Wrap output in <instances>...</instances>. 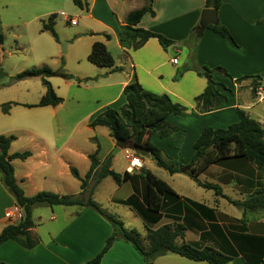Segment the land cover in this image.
Returning a JSON list of instances; mask_svg holds the SVG:
<instances>
[{
  "label": "crops",
  "instance_id": "obj_1",
  "mask_svg": "<svg viewBox=\"0 0 264 264\" xmlns=\"http://www.w3.org/2000/svg\"><path fill=\"white\" fill-rule=\"evenodd\" d=\"M139 1L140 3L135 4L134 0H102V9H106L107 16L101 14L96 18L94 13L97 0H91V2L82 0L87 6L80 10H84L87 14L85 17L101 27V32L89 31L88 35L93 37V40L88 47L95 42L103 43L113 59L114 67L121 68L120 71L113 72L109 68H99L91 64L97 71L90 75L91 78L83 79L91 80L88 83L89 88L96 91L95 100L100 104L88 112L84 118L82 133L75 130L67 137L60 133L62 122L57 112L61 103L56 106L34 107L38 102L18 100L19 98H12L10 95L5 98L3 90L21 81L14 79V76L21 72L6 73L3 67L4 62L12 58L14 53L5 50L3 40L0 46V135L15 137L8 149L9 155L30 152L27 159L23 161L15 159L11 162L16 182L27 197H32L39 192L57 195H76L81 192L80 182L78 181L79 184L76 186L68 179L71 176L70 169H76L78 175L83 178L90 167L89 155L94 154L98 149L97 158L101 163L111 150L116 148L114 140L109 137V132L99 131L103 127L91 128L88 125L104 109L108 107L118 109L124 105L122 90L135 81L145 91L156 95H167L172 102L186 108L182 115H169L166 119L170 127L178 128L185 133L179 148L170 146V138H160L157 134L150 135V143L161 150V156L165 161L174 160L178 165L188 164L194 155L193 144L201 131L206 127L226 128L237 122L236 109L244 111L264 129V87L262 86L264 23H259L264 17V0H222L220 8L216 11L217 24L229 31L235 46L207 27L200 26L201 13L206 9L205 0H151L154 15H144L137 27L160 34L172 44L163 49L157 39L151 38L135 51L124 50L118 44V28L129 12L140 9L146 3V0ZM8 4L7 0H0V34L3 27H8L10 23L6 22L4 17ZM50 13L52 12L32 14L29 21L39 20L40 32L44 33L42 24L46 22ZM196 27L200 29L192 31ZM104 35H108L109 40L103 39ZM102 39L105 42H102ZM109 45H112L115 50L113 54ZM88 49L91 51V48ZM173 58L177 59L176 65L170 62ZM217 67L231 77L233 81L231 83L228 80L215 79L232 91L233 98L227 105L217 110L200 112L195 109L194 98L203 92L206 79L199 76L196 71L201 68ZM182 70L184 71L180 78L174 81L176 73ZM5 76L9 78L8 81H4ZM242 77H259V80L253 81L248 78L241 82H234ZM44 93L43 87L39 96L42 97ZM27 94V92L23 93L22 99L27 98ZM6 102L16 105L4 114L1 106ZM29 110H36V114L40 115L34 117ZM90 132L95 135L93 141L98 145L88 144L91 139ZM98 138L108 143L109 150L104 153L99 151ZM21 140L25 141L24 147L22 145L23 148H14L15 144ZM120 152L127 166L126 150ZM115 160L114 155L111 162L112 170ZM150 162L154 161L150 159ZM142 163L143 168L146 169L144 162ZM79 164L82 165L83 170H78ZM126 166L123 172L126 171ZM139 172L140 170L134 171L130 174L131 179L119 186L114 183L117 190L129 186L130 191L127 197L111 198V202L124 201L132 195H136L142 202L144 183L139 177ZM168 176L171 182H174L176 178L183 175L168 173ZM106 179L109 177L102 179L99 183ZM197 179L201 183L217 185L224 197L214 196L211 202L209 195L207 199L201 198L203 196L198 197L200 193L196 189L190 191L179 188L181 190H178L172 183L162 180L178 198H164L158 222L154 225L143 222L146 226H150L146 230L178 224L184 227L185 231L183 239L177 241V244L185 243L197 249L211 248L229 255L231 260L226 264H248L251 261L248 253L253 252V248L241 247L236 240L247 239L250 242L253 238L256 239L255 242L262 241L264 211L243 212L241 210V213H238L234 210L236 207L226 198L232 201H243L257 191H264V168H258L243 158H228L210 165ZM232 180L234 183H231ZM187 182L190 183V181ZM15 207L14 199L6 192L0 181V233L6 226L19 222L15 215L13 219L6 217V213L14 212ZM38 208L32 210L34 228L31 230V234L38 239L37 245L27 250L13 241H6L0 245V262L5 264H85L101 251L106 239L114 232L113 227L104 218L88 208L79 206ZM226 213L231 214V217ZM259 214L261 221L247 228L248 218L259 217ZM49 220L52 223L51 226L47 223ZM42 225H45L44 233L39 227ZM241 229L246 231L243 232ZM242 233H245V236ZM234 235H240L241 238L234 239ZM169 255L193 264H207L189 261L175 254H166L161 257L166 258ZM256 257L249 264H258ZM172 262L181 264L180 260ZM100 264H145V262L130 244L116 240L104 254Z\"/></svg>",
  "mask_w": 264,
  "mask_h": 264
},
{
  "label": "trees",
  "instance_id": "obj_2",
  "mask_svg": "<svg viewBox=\"0 0 264 264\" xmlns=\"http://www.w3.org/2000/svg\"><path fill=\"white\" fill-rule=\"evenodd\" d=\"M79 9H85L86 4L82 0H71ZM222 0H205L206 9L218 10ZM153 16L151 0L140 9L129 12L122 25L118 28V44L124 50H137L149 39H157L160 46L165 49L172 44L160 34L137 27L144 15ZM55 15L48 16L42 24V31L48 32L55 41H58L54 31ZM264 23V17L259 21ZM212 32L227 40L235 46L229 31L220 24L207 27ZM199 30L200 27L192 31ZM109 40L108 35H104ZM3 36L0 34V46L3 44ZM86 60L99 68H109L113 72L121 68L114 67L111 55L101 42H95ZM184 70L178 71L173 80L177 81ZM197 74L206 79V87L203 92L194 98L195 109L200 112L217 110L227 105L233 98L232 91L215 78L233 82L226 72L217 67L214 69L201 68ZM69 76L62 69L52 70L43 66L37 69L25 70L16 76L15 80L27 78H40L45 89L44 95L34 107L56 106L62 102L57 97L48 78ZM248 78L242 77L234 82H241ZM125 100L121 107H108L96 115L89 123V127H103L109 132V137L115 142L116 148L131 152L134 156L143 160L145 155L153 160L157 167L164 169L170 175L183 174L193 180L199 187L211 190L215 196L224 197L220 187L209 183H201L197 177L210 165L228 158H243L258 168H264V129L244 111L236 109L237 122L226 128H204L193 144L194 155L186 165H178L176 161H165L161 156V150L150 143V135L157 134L160 138H170V146L179 148L185 135L184 131L170 127L166 123L169 115H182L186 108L174 103L167 95H156L145 91L137 81L126 85L122 90ZM15 103H5L1 106L4 114L8 113ZM15 140L14 136L0 135V181L8 194L14 199L15 206L22 212V218L15 225L6 226L0 233V245L6 241H13L22 248L30 250L34 248L38 239L31 234L34 228L32 210L36 206H79L91 209L98 213L114 229L113 234L106 239L101 251L85 264H100L102 257L116 240H122L130 244L142 257L145 264H152L153 260L166 254H175L193 262H206L207 264H226L231 260L229 255H224L211 248L197 249L188 244H177L184 237V227L178 224L164 225L156 230H147L143 239L135 230L124 228L123 223L114 216L106 213L91 198L93 188L104 178H111L116 185H121L131 179L126 171L118 174L111 169L113 154L110 153L103 162L97 158L98 149L88 156L90 167L81 178L76 169L71 168V175L80 182L81 192L76 195H57L50 192H39L32 197H27L22 188L16 182L12 160L23 161L30 156V152H22L14 155L8 154L10 144ZM139 177L143 180L144 189L142 202L136 195L130 196L120 204L129 206L138 214L147 225H154L159 220V213L164 198H178L175 192L162 180L154 176L150 171L142 168ZM93 181L91 188L90 182ZM226 198V197H225ZM234 207L243 212L264 211V191L255 192L243 201H232L226 198ZM144 241L146 244H144ZM0 264H5L0 262ZM264 264V263H262Z\"/></svg>",
  "mask_w": 264,
  "mask_h": 264
},
{
  "label": "rangeland",
  "instance_id": "obj_3",
  "mask_svg": "<svg viewBox=\"0 0 264 264\" xmlns=\"http://www.w3.org/2000/svg\"><path fill=\"white\" fill-rule=\"evenodd\" d=\"M9 2L8 9L5 11L4 17L6 22H10L8 27H3L1 31V35L4 39V48L8 50V52H13L14 55L12 58L5 60L3 66L6 70V73L9 71L11 74L19 73L25 70H31L34 68H38L41 66H46L52 70L62 69L69 76L68 79H63L61 77H52L48 79L52 89L56 93L57 97L62 99L60 104V108L58 109L57 115L61 119L62 129L60 131L61 134H64L67 137L69 134L74 132L82 133L84 124V118L93 110L98 104L95 100V90H91L88 83L91 81L90 79L83 78H91L90 75L93 72L97 71V69L92 66L86 60L87 55H89L91 47L89 43L92 42L93 37L89 36V31L93 32H101V27L97 25L92 20H89L85 16L87 15L84 10H80L76 7L71 0H7ZM91 2V0H89ZM134 3H140L139 0H134ZM40 6V7H39ZM49 6V9L47 7ZM33 7V10H31ZM103 3L102 0H97L96 9L94 16L97 18L98 15L103 14L107 16L106 9H102ZM2 10V9H1ZM2 12V11H1ZM44 12H52L51 14L55 15V32L58 38V41H55L52 36L47 33H41L40 28L41 24L39 20H35L30 22V16L32 14L44 13ZM60 13L65 14L67 17L77 18L78 23L76 26H70L64 18L60 16ZM3 14V12H2ZM27 22V24H26ZM100 36H98L99 38ZM103 39H105L103 37ZM102 39V40H103ZM102 42H105L103 40ZM66 43V53L62 54V44ZM112 45H109V49L112 52H115L114 48L112 49ZM9 78L5 76L4 81H8ZM11 86V84L9 85ZM262 86L264 87V80L262 81ZM43 90V86L41 84V79L39 78H30L27 80H21L11 88L3 90L6 96L10 95L12 98H19L18 100H26V102H38L39 94ZM27 92V98L22 99V94ZM7 93V94H6ZM19 95V97H16ZM7 103V102H6ZM9 103V102H8ZM5 104V103H4ZM117 108V107H114ZM32 116L37 117L40 114H36V110H29ZM30 119V118H29ZM99 131L101 133H108L107 129L100 128ZM90 142L89 145H94L96 142L93 141L92 132H90ZM100 146L99 151L101 153L109 150L108 143L99 139ZM183 141V139H182ZM25 145V141H19L15 144L14 148H23ZM98 145V144H96ZM120 148H114L110 153L113 156H116V160L113 162V170L119 174L123 173L125 169L126 163L124 160V156L122 152H120ZM150 157L145 155L143 157L142 162L146 166V169L150 170L154 176L159 178L160 180H165L172 183L175 188L178 190H193L196 189L200 194L197 196H203L201 198H206L208 195L210 196L211 202L212 197L215 196L214 192H207V190H203L200 188L193 180L183 175L175 179L174 182H171L168 173L163 169L158 168L154 162H150ZM83 170L81 164H79V169ZM70 183L74 185H78L79 182L72 175L68 177ZM203 180V178H201ZM190 181V184L189 182ZM231 183H234L232 180ZM93 185V181L90 182L89 188ZM194 187V188H193ZM181 188V189H179ZM130 191L129 186L122 187L117 190V187L114 184V181L109 178L101 183L97 184V186L93 189L92 199L107 213L113 215L115 218L119 219L124 224V228L129 230H135L138 234L145 239L147 235V228L150 226H146L143 223L141 217L136 214V212L131 209L129 206L120 204L119 202L110 201L111 198H125L127 197ZM206 193V194H205ZM239 197L240 195H235ZM217 197V196H216ZM38 209H42L40 207L47 206H36ZM34 207V208H36ZM57 207V206H56ZM33 208V209H34ZM49 207L48 209H50ZM52 208H55L53 206ZM132 210H130V209ZM234 209V208H233ZM236 212L241 213V209L235 208ZM227 216L231 217V214L226 213ZM260 217V214H259ZM252 217L248 218L247 228L250 226H254L257 221H261L262 218ZM48 225L51 226L52 223L49 220ZM45 226V225H44ZM43 225L39 226L41 232L44 233L45 227ZM56 226V225H54ZM48 227V226H47ZM152 227V226H151ZM51 228V227H49ZM153 228V227H152ZM243 232L246 229H241ZM245 236V233H242ZM241 238L240 235H234V239ZM256 239H251L250 242L247 239H239L236 240L237 244L241 247L253 248V252L250 254L249 258L256 260L258 264L264 263V238L262 241L255 242ZM258 240V239H257ZM144 244L146 242L144 241ZM253 256V257H251ZM180 260L181 264H193L189 262H185L186 260H181V258L175 256H168L166 258L158 257L153 260L152 264H175L172 261ZM249 261L248 264L251 262Z\"/></svg>",
  "mask_w": 264,
  "mask_h": 264
},
{
  "label": "built area",
  "instance_id": "obj_4",
  "mask_svg": "<svg viewBox=\"0 0 264 264\" xmlns=\"http://www.w3.org/2000/svg\"><path fill=\"white\" fill-rule=\"evenodd\" d=\"M60 16L62 18H64V20L70 26H76V24L78 22V19L77 18L67 17L63 13H60ZM170 62H171V64L176 65L177 59L176 58H173ZM125 158H126V162H127L126 172L128 174H132L134 171L140 170V169L143 168L142 161L138 157L134 156L131 152L126 151ZM14 215L19 220L22 218V212H21V210L17 206L15 207L14 212L9 211V212L6 213V217L8 219H13Z\"/></svg>",
  "mask_w": 264,
  "mask_h": 264
},
{
  "label": "water",
  "instance_id": "obj_5",
  "mask_svg": "<svg viewBox=\"0 0 264 264\" xmlns=\"http://www.w3.org/2000/svg\"><path fill=\"white\" fill-rule=\"evenodd\" d=\"M217 24V13L214 9H204L201 13L200 18V26L202 28H206L209 25H216ZM66 53V43L62 44V54ZM259 77L256 78V80Z\"/></svg>",
  "mask_w": 264,
  "mask_h": 264
}]
</instances>
